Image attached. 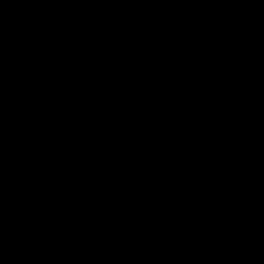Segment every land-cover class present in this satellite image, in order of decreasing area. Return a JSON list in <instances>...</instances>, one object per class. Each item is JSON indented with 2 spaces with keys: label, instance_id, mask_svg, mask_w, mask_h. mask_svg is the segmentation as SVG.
Returning <instances> with one entry per match:
<instances>
[{
  "label": "water",
  "instance_id": "obj_1",
  "mask_svg": "<svg viewBox=\"0 0 264 264\" xmlns=\"http://www.w3.org/2000/svg\"><path fill=\"white\" fill-rule=\"evenodd\" d=\"M0 264H264V0H0Z\"/></svg>",
  "mask_w": 264,
  "mask_h": 264
}]
</instances>
